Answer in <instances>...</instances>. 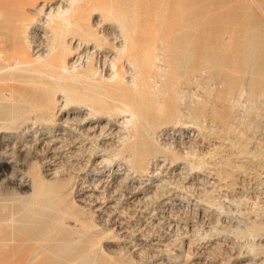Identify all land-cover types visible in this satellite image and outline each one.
I'll return each mask as SVG.
<instances>
[{"label":"rangeland","instance_id":"374dc122","mask_svg":"<svg viewBox=\"0 0 264 264\" xmlns=\"http://www.w3.org/2000/svg\"><path fill=\"white\" fill-rule=\"evenodd\" d=\"M39 1L0 0V264H264V0H85L88 26L110 24L116 41L103 40L78 76L34 65L28 37L41 25ZM122 34L136 68L122 55L126 82L109 85L100 59ZM13 50L25 52L26 66L14 65ZM121 102L139 118L130 131L120 125ZM64 113L83 121L68 124L80 144L53 156L62 174L52 178L41 161L52 153H34L28 141L36 130L48 137L50 121L51 135L61 134ZM107 122L120 137L98 143L111 156L125 141L133 168L122 159L95 167L83 151L91 145L83 131ZM174 131L191 133L190 145L164 147ZM161 163L160 179L171 184L133 205L131 178L145 180ZM124 166L130 180L108 199L102 183L113 186L111 169L121 176Z\"/></svg>","mask_w":264,"mask_h":264},{"label":"bare ground","instance_id":"6f19581e","mask_svg":"<svg viewBox=\"0 0 264 264\" xmlns=\"http://www.w3.org/2000/svg\"><path fill=\"white\" fill-rule=\"evenodd\" d=\"M90 2H92V1H90ZM40 4H42V6L39 9H37V7H36V9H35L36 12L35 11L34 12H35V15L38 16V18H39L38 22H40L41 25H40V27H37L34 32H32V34H33L32 37H28V39L32 40L31 43H28V44H29L30 52H33V54H34L33 55L34 56L33 60L35 62L34 65H39L40 68H41V66H43V67L46 66L51 72H54V70L57 69L55 71V73L59 70V72H61L63 76H64V74H66V75L67 74L68 75L73 74V76H78L76 74L82 75L83 71H84L85 64L90 60L91 57H94L95 51L97 50V51L101 52L103 50L102 47L100 46L101 42L104 40L105 43H108V38L113 39V40L116 39V38L114 39V37H113L112 27H110V24H108L106 22H103L100 25V28H99L100 30H92V28L88 26L89 16H86L87 12L85 11V5L87 6V4H85V0H40L38 5H40ZM95 6H97V5H95ZM99 7L101 9H103L100 5H99ZM92 9L93 8H91V10ZM94 10H96V9L94 8ZM94 12H97V10L94 11ZM111 12H112L111 14H113V10ZM103 13H105V12H103ZM105 14H107V13H105ZM105 14H101V15L105 16ZM111 14H109V16ZM111 16L113 17V15H111ZM111 16H110V18H108V20H110L112 18ZM115 16H116V14H115ZM105 18L107 19V17H105ZM119 20L120 19H118V21ZM81 21L84 22V23L83 24L79 23ZM118 21L116 20L115 23H118L117 27L119 28V31H120L122 29V27L120 26L121 20H120V24H119ZM85 22H87V24ZM110 22H112V21H110ZM113 22H114V19H113ZM122 24H123V22H122ZM123 26L126 27L125 25H123ZM125 29H127V28H125ZM121 31L120 32L124 34L123 30H121ZM123 34H122V37H123ZM128 34L129 33H127L126 35H128ZM102 37H104V39H101ZM127 38H129V37H127ZM127 38L123 37L124 40H123V42L121 44H119V42H118L119 45L118 44L117 45H113V49H107L106 52H103V55H102V57L100 59L102 61L103 66L105 65L107 67H110V69H111L110 74L106 75L107 77L104 75L106 77V80L109 81L108 84L109 83H113V85L116 84V85L120 86V84L123 85V83L126 82L124 80V78L121 77L122 76V75H120L121 71H119V70L122 68V66H121L122 57H124L129 52L131 53V51H130L131 49H129L130 48L129 47L130 43L128 42ZM112 42H114V41H112ZM128 43H129V46H128ZM59 48H60V51L62 53L59 52ZM108 52H111V53L113 52V55L112 54L110 55ZM132 54H133V52L131 53V56H129V58L126 57L127 58L126 62H127V64L129 66L134 68L135 67V63H134L135 61L134 60H136V58L135 59L132 58V56H133ZM13 55L15 56V63H14L15 66H26L27 62L25 61V58H26L25 52H18L17 50H13ZM122 55H124V56H122ZM33 56H29V57L31 58ZM57 57L61 58V61L57 59V61H58L57 65H55L54 63H51V61L54 62V60H55L54 58H57ZM0 59H2V58H0ZM83 60H85V63H84ZM92 60H93V58L91 59L90 62H92ZM137 64L138 63H136V66H137ZM24 71H26V72L27 71H38V72L42 73L41 69H39V68L38 69L26 68ZM44 73H47V72H44ZM132 75H135V74H132ZM138 76H139V74H137L134 77H132L131 80H129V83H128L131 86L129 88H133L132 91H134V92H136L135 89L137 88V86L139 84L138 83V80H139ZM73 78H75V77H73ZM61 79H64V77L63 78L61 77ZM104 83H106V82H104ZM140 83H141V81H140ZM124 86H122V87H124ZM126 86H125V88H126ZM130 90H129L128 93L132 94L133 92L130 91ZM130 92H132V93H130ZM64 93H67L66 90L64 91ZM62 94H63V92H62ZM129 97L131 98V96H129ZM131 100H133V99H131ZM122 103L123 102H121L122 108L120 109L122 122L120 123V125L123 127V129H125L127 131H130L131 129L134 128V126H135V124H136V122H137V120L139 118H137V115H136L135 111L133 110V106L130 105V103L129 104L128 103L122 104ZM48 104L49 105L50 104L53 105V103H48ZM119 104H120V102H119ZM49 105L46 107L45 111L48 110L49 113H51L52 117H55L56 114H57V110L55 111V109H54L55 107L52 108L51 107L52 105H50V106ZM38 107L35 106V107H33V109H37ZM110 116H111V114H110ZM30 120L31 119L29 118V121ZM58 120H59V125L61 127H63V129L61 130L62 131L61 134L51 135V134H53V132L56 131V130L52 131V127H51L52 125H49L51 123V121H50L49 124H46V125H48L47 126L48 128H47V131L46 130L45 131H46V134L49 135L46 138L41 137V136L45 135V133H43L42 130H36L34 132H31L28 129V131H27L28 133L29 132L33 133V134H31V138L32 139L29 140L28 143H29L30 147L34 150V153L38 154V152H40V151L42 153H43V151L44 152L50 151L52 153L50 155V157H47L45 155L46 157L44 156L45 158H43L41 160V161H43V167L45 168V170H44L45 175L46 176H51L52 178L60 176L59 173H61L60 172V170H61L60 167L59 166L55 167L56 164L54 165L56 157L54 159L53 156H55L56 153L59 150L66 149L68 151H71V150H73L75 148V144H80L78 142L79 138H77L76 136H74L72 134V133H74L76 131V128L72 129L70 127L71 125L69 126L68 124L72 123V124H75V126H76L77 124L80 125L83 122V121H79L77 123L76 120L70 118V114L69 113H64L63 116L60 119H58ZM48 121L49 120H47V123H48ZM35 123L36 122H33L34 125H35ZM111 125L112 124L110 122H107L103 127L101 126V127L86 128L83 132H84V135H85V137L87 139L88 144L90 143L91 145L90 146H85L83 148V151L89 155V158H94L95 159V161H93V164H94L95 167H98V166H109L115 160L122 159L124 161V165L126 167H129V169L133 168L134 166H133L132 161H130V159L129 160H125L124 158H122V155L124 153V142L125 141L122 143L123 144L122 148H120V149H116L115 148L114 150H112V155L111 156L105 155L106 153H108V148H109V147H107L108 145H105V144L100 145L98 143L99 139L103 138V140H104V139H106L105 136L107 137L108 135H111L112 137H116L117 136V138L120 137V134H121L120 131H116V130L114 131V129L112 128ZM193 125H195V124H193ZM95 130H97V132ZM106 132H108V133L106 134ZM191 136L192 135L189 132L188 133H181V134H177L175 131L174 132H169L168 136L166 137V140L169 139L170 141H168L169 143H165L163 141L165 143L164 147L172 146V145H176V144H180V146L181 145H183V146L184 145H190L189 144L190 143V140H189L190 138L189 137H191ZM49 137H51V138H49ZM40 142L43 143V145L41 147L39 145ZM56 144H58L59 146H57V147L55 146L54 147V145H56ZM79 147H80V145H79ZM110 148H111V146H110ZM77 149H78L77 150L78 152L81 151L80 148H77ZM142 149L144 151H146L147 150V146H143ZM167 149L168 148H165L164 150L166 151ZM101 152H103V155H99V153H101ZM76 153H77L76 150H75V152L74 151L70 152L71 157L73 155H75ZM37 154H35V155H37ZM186 156L189 157L190 155L189 156L186 155ZM193 156L195 157L197 155H193ZM194 157H193V159H194ZM191 158H192V156H191ZM53 159H54V161H53ZM67 159H68V157H67ZM181 159H183V158H181ZM184 160H185V158H184ZM10 163L11 162H9L7 164H10ZM198 163H199V161H198ZM161 164L160 165H157V164L151 165L152 168H155V169H153L154 171L151 173V177H148L145 180L144 179L143 180L142 179L135 180V178H133V179L131 178V180H130V178H129L130 174L128 172L130 170H128L126 172L127 168H125V166H124V168H125L124 172L122 174L124 176H122V175L121 176H117L116 174H117L118 171L116 170V167H115V169H111L112 173H109V175L113 174L112 176H113L114 181H115L113 186L108 187L106 189L105 188L107 186L106 183H108V182H106V180H104L102 184H104V183L105 184L103 185L104 188H103L102 192H104L107 196H109L108 199L109 198L113 199V195H114L113 192H116V191H114L115 188H116V183L119 184L120 182H122V181L124 182L125 180L127 182V179H128V180H130L131 183H133L130 186H127V189H128L129 194H130V197L132 195L131 203H133V205L134 204L138 205V203L139 204L143 203V201H145L147 199H150V198L152 199V197L155 196L156 194L159 195V191L161 189H163L166 184L167 185H168V183L171 184L169 179H168L169 181H165L164 179H160L161 169L163 168V164L162 165ZM152 168H151V171H152ZM166 168H167V166H166ZM134 169H136V168H134ZM96 174L97 175L101 174L100 169L95 171V175ZM102 176H104V175H102ZM162 176H163V174H162ZM163 178H165V176ZM94 180H95L96 183L91 181L92 182L91 187L93 186V189L91 191L92 195H93L94 191L97 189L96 185H98V183H100L102 181L99 177L94 178ZM162 182L165 185L162 184ZM117 187H118V185H117ZM110 188H111V190H109ZM118 188L116 190H118ZM112 193H113V195H112ZM155 197H157V196H155ZM117 202H118V200H117ZM180 203H182V202H180ZM162 204L163 205L164 204L176 205L177 203L175 201L167 200L165 203H162ZM177 205H179V204H177ZM174 214H175V212H174Z\"/></svg>","mask_w":264,"mask_h":264}]
</instances>
